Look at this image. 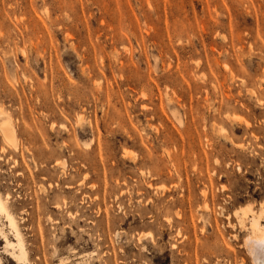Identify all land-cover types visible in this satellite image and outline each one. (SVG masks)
Here are the masks:
<instances>
[{"label": "rangeland", "instance_id": "1", "mask_svg": "<svg viewBox=\"0 0 264 264\" xmlns=\"http://www.w3.org/2000/svg\"><path fill=\"white\" fill-rule=\"evenodd\" d=\"M3 121L0 264H251L264 0H0Z\"/></svg>", "mask_w": 264, "mask_h": 264}, {"label": "bare ground", "instance_id": "2", "mask_svg": "<svg viewBox=\"0 0 264 264\" xmlns=\"http://www.w3.org/2000/svg\"><path fill=\"white\" fill-rule=\"evenodd\" d=\"M245 124H247V123L245 122ZM0 131H1V134L3 135V137L6 138V140H8V139L14 140V131H13V129H12V127L8 121H3V123L0 125ZM204 195H205V193H204ZM204 207L206 208L205 205H204ZM259 212L260 213H257L256 215H254L252 217V219L250 220V226H249L250 236H248L249 238L245 242V247H246V249L250 255V258H251V262H252L251 264H264V228L259 224V219L264 216V205ZM242 213L246 217V213H248V211H243ZM0 217H3L5 219V221H7L9 228L15 233L14 236L17 238V243L15 245L18 247L19 252L17 254H15L14 257L19 262L22 263V261H23V263H24L25 253L23 251V246H22V241L20 239L18 226L16 224L14 217L10 214V212L8 210L6 200L2 199L1 197H0ZM177 218H179V217H177ZM240 224H241V226L243 225L242 221H240ZM146 236H149V238H150L149 234ZM142 237H143V235H142ZM144 237H145V235H144ZM139 238H141V237L139 236ZM3 240H5V239H3ZM6 246L12 247V246H14V244L6 241ZM23 258H24V260H23Z\"/></svg>", "mask_w": 264, "mask_h": 264}]
</instances>
